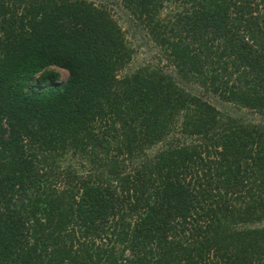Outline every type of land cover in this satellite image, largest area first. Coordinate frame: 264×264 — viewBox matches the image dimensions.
Masks as SVG:
<instances>
[{
  "label": "trees",
  "instance_id": "16d2710c",
  "mask_svg": "<svg viewBox=\"0 0 264 264\" xmlns=\"http://www.w3.org/2000/svg\"><path fill=\"white\" fill-rule=\"evenodd\" d=\"M114 1L176 72L264 117V0ZM132 54L105 4L0 0V264H264V123L159 67L122 74Z\"/></svg>",
  "mask_w": 264,
  "mask_h": 264
},
{
  "label": "rangeland",
  "instance_id": "374dc122",
  "mask_svg": "<svg viewBox=\"0 0 264 264\" xmlns=\"http://www.w3.org/2000/svg\"><path fill=\"white\" fill-rule=\"evenodd\" d=\"M95 4H105L109 7L114 19L117 21L118 25L121 27L124 34L126 43L133 51L132 58L125 69L122 71V74L130 73L136 69L141 68H156L159 67L163 71H166L171 75L175 82L183 87L184 89L190 91L194 95L201 96L203 99L207 100L213 107H215L220 114L225 117H234L242 121H248L250 123H264V117L258 115L256 112L244 109L240 106L234 105L220 100L217 96L212 93L206 92L203 90L191 77H183L181 74L176 72L173 66L169 65L161 54L159 48L150 40L149 35L146 32V29L143 23L140 24L139 20H135L132 15L122 7L119 2L114 0H93ZM180 5L178 3H168L160 11L159 20L165 22L168 18V15L178 11ZM264 9V8H263ZM60 74V81H65L67 78V73L60 69H54ZM180 136L179 133V124L173 127L169 139H178ZM191 140L188 138H181ZM165 144L159 143L146 154L151 156L154 155L158 150L164 148ZM60 165L64 168L70 167L75 170L77 173H85L92 167V163L89 160L81 159L78 155L73 154L70 151H67L64 155L61 156ZM264 222L260 224L250 225V228L253 227H262Z\"/></svg>",
  "mask_w": 264,
  "mask_h": 264
}]
</instances>
